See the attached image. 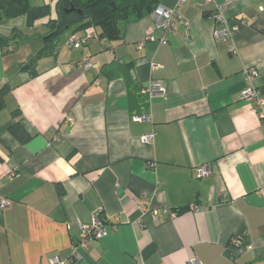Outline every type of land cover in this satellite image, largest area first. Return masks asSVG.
<instances>
[{
    "label": "crops",
    "instance_id": "crops-1",
    "mask_svg": "<svg viewBox=\"0 0 264 264\" xmlns=\"http://www.w3.org/2000/svg\"><path fill=\"white\" fill-rule=\"evenodd\" d=\"M217 4L225 21L213 2L182 4L188 25L176 21L167 43L152 13L119 40L68 45L85 29L67 31L34 75L21 66L48 28L0 23L25 35L0 50V264H264V105L241 97L249 68L264 91V0ZM226 26L232 39H218ZM17 120L25 143L9 130ZM98 212L107 233L83 247Z\"/></svg>",
    "mask_w": 264,
    "mask_h": 264
},
{
    "label": "trees",
    "instance_id": "trees-1",
    "mask_svg": "<svg viewBox=\"0 0 264 264\" xmlns=\"http://www.w3.org/2000/svg\"><path fill=\"white\" fill-rule=\"evenodd\" d=\"M159 4L160 0H58L57 16L50 17L48 4L34 5L31 0H0V23L7 19L25 16V27L33 28L39 21L46 19L44 25L48 28V32L41 36L46 42L45 46L21 66V70L30 71L34 75L38 61L55 52L57 41L67 31L77 32L93 28L96 36L100 38L110 41L119 40L123 37L126 25L151 14ZM71 5L82 13L67 12ZM19 38H25L20 30L17 32L14 30L10 36L0 34V50L7 51L10 44L17 46ZM9 91L8 85L0 89V109ZM14 115H21L20 110H15ZM9 130L22 143L31 138L22 120L14 122Z\"/></svg>",
    "mask_w": 264,
    "mask_h": 264
},
{
    "label": "built area",
    "instance_id": "built-area-1",
    "mask_svg": "<svg viewBox=\"0 0 264 264\" xmlns=\"http://www.w3.org/2000/svg\"><path fill=\"white\" fill-rule=\"evenodd\" d=\"M189 0H176L174 6H166L159 5L153 12V18L155 20L156 28L162 29L165 33L159 41L161 43H167L168 41V33H170L176 24V21H180L185 25H188V22L184 20L181 5L188 2ZM208 2H213L217 5V12L215 15L216 21H225L223 14L221 12L220 6L217 4L218 0H207ZM264 11V8H260ZM235 29L231 27H224L222 29L215 30V36L221 40H231L233 35L235 34ZM96 37V32L93 28H86L84 31V35L82 37H78L77 35H72L68 38V45H74L78 40H86L87 38ZM147 40H155L154 35L149 32L146 37ZM7 50H13V46H8ZM232 51L235 50L233 46H231ZM91 63L88 61L84 62V66H90ZM258 71L256 68L247 69V77L250 85L245 88L241 94V97L244 99H250L257 102L259 107L264 105V91L260 88H257L253 85V80L257 77ZM149 91L151 93L165 92V87L160 82H152L150 85ZM137 119H144L143 116L138 117ZM154 134H148L143 137V141L150 142L153 140ZM197 173L199 177L210 174V168L207 165L200 166L197 169ZM10 205L9 198H1L0 197V209L6 208ZM107 233V229L105 227L104 221L101 217V212H98L92 224L84 225L81 230V237L79 239V244L83 247H88L93 245L97 240L101 239ZM52 264H63V262L58 258L54 257L51 259ZM190 264H203L197 258H192L189 260Z\"/></svg>",
    "mask_w": 264,
    "mask_h": 264
},
{
    "label": "rangeland",
    "instance_id": "rangeland-1",
    "mask_svg": "<svg viewBox=\"0 0 264 264\" xmlns=\"http://www.w3.org/2000/svg\"><path fill=\"white\" fill-rule=\"evenodd\" d=\"M57 2L58 0H32V3L34 4H37L38 5H44V4H48L49 7H50V17H56L57 16ZM46 19H44L43 22H45ZM10 34H7V36H9ZM65 36H62L60 38V43L63 41L64 42V39Z\"/></svg>",
    "mask_w": 264,
    "mask_h": 264
},
{
    "label": "water",
    "instance_id": "water-1",
    "mask_svg": "<svg viewBox=\"0 0 264 264\" xmlns=\"http://www.w3.org/2000/svg\"><path fill=\"white\" fill-rule=\"evenodd\" d=\"M66 11H67V12L78 11L79 13H82L80 10H77L73 5H71V7L68 8ZM57 43H59V41H57Z\"/></svg>",
    "mask_w": 264,
    "mask_h": 264
}]
</instances>
